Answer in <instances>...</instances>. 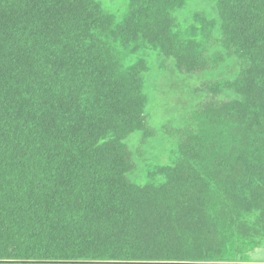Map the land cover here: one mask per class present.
I'll use <instances>...</instances> for the list:
<instances>
[{"label": "trees", "instance_id": "obj_1", "mask_svg": "<svg viewBox=\"0 0 264 264\" xmlns=\"http://www.w3.org/2000/svg\"><path fill=\"white\" fill-rule=\"evenodd\" d=\"M0 0V264H264V0Z\"/></svg>", "mask_w": 264, "mask_h": 264}, {"label": "rangeland", "instance_id": "obj_2", "mask_svg": "<svg viewBox=\"0 0 264 264\" xmlns=\"http://www.w3.org/2000/svg\"><path fill=\"white\" fill-rule=\"evenodd\" d=\"M106 7L116 12H122L125 8V0H99ZM193 3V0L191 1ZM255 261L264 262V250L254 255Z\"/></svg>", "mask_w": 264, "mask_h": 264}]
</instances>
